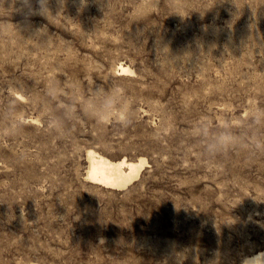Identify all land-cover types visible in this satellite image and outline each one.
Listing matches in <instances>:
<instances>
[{"label": "rangeland", "instance_id": "374dc122", "mask_svg": "<svg viewBox=\"0 0 264 264\" xmlns=\"http://www.w3.org/2000/svg\"><path fill=\"white\" fill-rule=\"evenodd\" d=\"M47 8L0 0V264H240L263 248L264 0ZM101 89L123 122L93 118ZM88 150L147 164L109 190Z\"/></svg>", "mask_w": 264, "mask_h": 264}, {"label": "bare ground", "instance_id": "6f19581e", "mask_svg": "<svg viewBox=\"0 0 264 264\" xmlns=\"http://www.w3.org/2000/svg\"><path fill=\"white\" fill-rule=\"evenodd\" d=\"M124 73L131 72L127 66H120ZM88 165L86 177L88 181L99 184L109 190L125 189L133 183L139 176L140 171L144 169L147 161L144 157H138L136 160L121 157L119 160L106 157L100 152L88 150ZM86 179V180H87ZM240 264H264V247L244 256Z\"/></svg>", "mask_w": 264, "mask_h": 264}, {"label": "clouds", "instance_id": "9594fccd", "mask_svg": "<svg viewBox=\"0 0 264 264\" xmlns=\"http://www.w3.org/2000/svg\"><path fill=\"white\" fill-rule=\"evenodd\" d=\"M24 2L27 5L29 0H24ZM47 2L48 0H39L40 8L44 14L48 12ZM87 103L94 119L101 122L117 119L123 122L121 118L123 117L124 101L119 95L101 89ZM220 139L223 143L230 144L233 138L222 135Z\"/></svg>", "mask_w": 264, "mask_h": 264}]
</instances>
